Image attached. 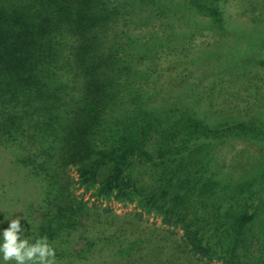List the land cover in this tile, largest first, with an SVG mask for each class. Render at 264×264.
<instances>
[{"label":"trees","instance_id":"1","mask_svg":"<svg viewBox=\"0 0 264 264\" xmlns=\"http://www.w3.org/2000/svg\"><path fill=\"white\" fill-rule=\"evenodd\" d=\"M116 1L0 0V147L45 185L21 239L46 237L55 264H264V161L217 154L264 144V117L191 86L157 101Z\"/></svg>","mask_w":264,"mask_h":264},{"label":"rangeland","instance_id":"2","mask_svg":"<svg viewBox=\"0 0 264 264\" xmlns=\"http://www.w3.org/2000/svg\"><path fill=\"white\" fill-rule=\"evenodd\" d=\"M188 2L111 3L127 49L139 56L141 70L151 68L148 87L154 88L155 99L161 101L165 89L191 86L215 111L264 117V0H220L219 20L189 9ZM217 154L228 162L257 163L264 161V144L233 140L220 145ZM15 161L14 150L0 147V243L11 219L20 218L21 238L43 205L45 185ZM113 207L121 214L130 211ZM0 264H5L2 254Z\"/></svg>","mask_w":264,"mask_h":264},{"label":"clouds","instance_id":"3","mask_svg":"<svg viewBox=\"0 0 264 264\" xmlns=\"http://www.w3.org/2000/svg\"><path fill=\"white\" fill-rule=\"evenodd\" d=\"M20 218L11 219L9 227L3 231V243H0V254L5 264L15 261V264H55V249L48 243L46 237H41L35 243L21 239Z\"/></svg>","mask_w":264,"mask_h":264}]
</instances>
